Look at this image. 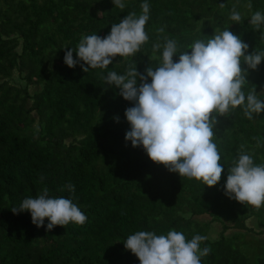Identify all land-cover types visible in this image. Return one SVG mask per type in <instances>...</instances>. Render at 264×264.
I'll list each match as a JSON object with an SVG mask.
<instances>
[{
    "label": "trees",
    "instance_id": "1",
    "mask_svg": "<svg viewBox=\"0 0 264 264\" xmlns=\"http://www.w3.org/2000/svg\"><path fill=\"white\" fill-rule=\"evenodd\" d=\"M122 2L123 9L112 0H0V264H140L124 247L128 236L171 230L189 241L207 237L200 248L210 252L201 264H264V204L255 208L225 195L228 168L241 146L254 164H264V112L253 120L242 108L216 117L213 142L224 171L209 188L169 172L125 141V110L133 102L105 79L110 71L123 75L132 63L141 74L159 67L163 47L154 54L153 45L166 39L177 41L179 54L228 29L248 44L246 54L264 52V24L256 30L249 23L254 12L264 13V0ZM144 3L149 39L134 56H117L107 69L87 73L83 62L75 68L64 63L82 37L107 36L128 14L141 15ZM233 7L239 24L230 19ZM241 62L248 82L242 90L255 88L264 100V61L256 70ZM44 188L50 198L72 199L86 222L49 232L47 219L38 228L29 212L12 213ZM247 235L262 244L254 259L242 252Z\"/></svg>",
    "mask_w": 264,
    "mask_h": 264
},
{
    "label": "clouds",
    "instance_id": "2",
    "mask_svg": "<svg viewBox=\"0 0 264 264\" xmlns=\"http://www.w3.org/2000/svg\"><path fill=\"white\" fill-rule=\"evenodd\" d=\"M112 2L120 9L125 7L122 0ZM141 8V15L128 14L118 24L111 25L110 33L103 38L96 34L82 37L75 50L66 51L64 63L75 68L83 62L88 67L81 65L82 71L87 73L89 69H107L117 56H134L149 39L145 32L149 5L144 3ZM230 19L236 24L242 19L235 7ZM249 23L259 30L264 24V13L254 12ZM159 31L163 32V28ZM161 47L159 67L150 66L141 74L132 63L123 75L110 71L105 78L109 86L120 89L125 101L133 102V106L125 110L130 125L125 141L133 148L142 147L153 163L163 165L169 172L202 181L211 188L219 183L224 171L213 142L216 117L242 108L244 116L253 120L254 114L264 112V100L255 88L247 94L242 90L248 82L247 71L241 67L243 58L248 69L256 70L264 61V52L254 50L246 54L248 44L228 29L206 41H194L188 46L189 50L179 54L174 39H166L163 45L154 44L153 53ZM73 52L77 59L73 58ZM176 55H179L178 61L173 60ZM67 188L74 193V185L69 184ZM225 195L242 205L260 208L264 204V164H254L252 155L245 152L243 146L233 166L228 168ZM11 211L14 215L29 212L32 223L38 228L44 226L47 219L49 232L70 222L83 224L87 219L72 199L50 198L47 188L35 198H25ZM205 240L206 236L197 234L189 241L175 230L167 235L137 231L128 236L124 247L140 264H201V257L210 252L208 247L200 248Z\"/></svg>",
    "mask_w": 264,
    "mask_h": 264
},
{
    "label": "rangeland",
    "instance_id": "3",
    "mask_svg": "<svg viewBox=\"0 0 264 264\" xmlns=\"http://www.w3.org/2000/svg\"><path fill=\"white\" fill-rule=\"evenodd\" d=\"M201 219V218H199ZM205 219V218H203ZM250 221V220H249ZM251 221H255V220H251ZM251 222H248V224H250ZM253 224V222H252ZM254 225V224H253ZM214 230H218V227L217 226H213L212 227ZM211 229V232H213L214 230ZM257 230V229H256ZM243 234H241V237H242ZM244 238V236H243ZM244 246H243V249H242V252L247 255L250 259H254L255 257L259 256L260 254H262V251H261V241L259 239V237H256V236H252V235H247L245 237V240H244ZM259 249L261 251V253H257Z\"/></svg>",
    "mask_w": 264,
    "mask_h": 264
},
{
    "label": "built area",
    "instance_id": "4",
    "mask_svg": "<svg viewBox=\"0 0 264 264\" xmlns=\"http://www.w3.org/2000/svg\"><path fill=\"white\" fill-rule=\"evenodd\" d=\"M263 232H264V229H263Z\"/></svg>",
    "mask_w": 264,
    "mask_h": 264
}]
</instances>
